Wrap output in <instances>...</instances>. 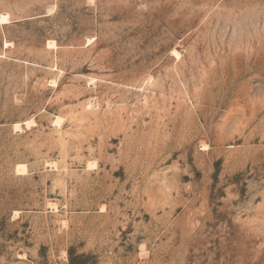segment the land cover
<instances>
[{
	"label": "rangeland",
	"instance_id": "rangeland-1",
	"mask_svg": "<svg viewBox=\"0 0 264 264\" xmlns=\"http://www.w3.org/2000/svg\"><path fill=\"white\" fill-rule=\"evenodd\" d=\"M2 13L0 264H264V0Z\"/></svg>",
	"mask_w": 264,
	"mask_h": 264
},
{
	"label": "bare ground",
	"instance_id": "bare-ground-1",
	"mask_svg": "<svg viewBox=\"0 0 264 264\" xmlns=\"http://www.w3.org/2000/svg\"><path fill=\"white\" fill-rule=\"evenodd\" d=\"M0 21L3 22V23L9 22V14L8 13H2L0 15ZM6 43L10 44V43H8V41H6ZM50 45H55L56 46L57 45L56 41L55 40H51L50 41ZM178 53H179V51H177L176 49H173V54H178ZM28 124H30V121L28 122ZM16 127H20V124L16 123ZM17 166H18L17 167L18 171H24L26 169V164L25 163H20ZM52 167H55V165L53 164Z\"/></svg>",
	"mask_w": 264,
	"mask_h": 264
}]
</instances>
